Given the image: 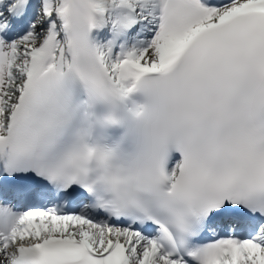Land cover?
Segmentation results:
<instances>
[{"label": "snow or ice", "instance_id": "obj_1", "mask_svg": "<svg viewBox=\"0 0 264 264\" xmlns=\"http://www.w3.org/2000/svg\"><path fill=\"white\" fill-rule=\"evenodd\" d=\"M0 264H264V0H0Z\"/></svg>", "mask_w": 264, "mask_h": 264}]
</instances>
